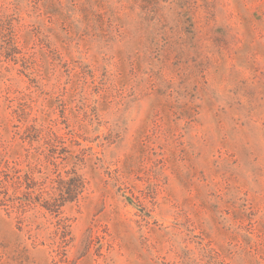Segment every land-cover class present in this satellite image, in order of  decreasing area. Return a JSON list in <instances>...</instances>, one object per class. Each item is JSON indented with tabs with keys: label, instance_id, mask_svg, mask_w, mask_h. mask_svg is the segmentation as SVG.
<instances>
[{
	"label": "rangeland",
	"instance_id": "374dc122",
	"mask_svg": "<svg viewBox=\"0 0 264 264\" xmlns=\"http://www.w3.org/2000/svg\"><path fill=\"white\" fill-rule=\"evenodd\" d=\"M0 264H264V0H0Z\"/></svg>",
	"mask_w": 264,
	"mask_h": 264
},
{
	"label": "trees",
	"instance_id": "16d2710c",
	"mask_svg": "<svg viewBox=\"0 0 264 264\" xmlns=\"http://www.w3.org/2000/svg\"><path fill=\"white\" fill-rule=\"evenodd\" d=\"M30 188L28 185V189ZM84 189L85 181L78 174H75L67 182L60 179L58 187L55 189L57 193H53L48 200L44 201L43 206L51 212H57L62 203L79 197L84 192Z\"/></svg>",
	"mask_w": 264,
	"mask_h": 264
}]
</instances>
